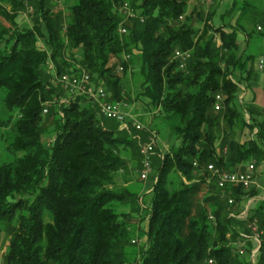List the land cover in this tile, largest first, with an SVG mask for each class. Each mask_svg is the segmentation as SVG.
Segmentation results:
<instances>
[{"label":"trees","instance_id":"trees-1","mask_svg":"<svg viewBox=\"0 0 264 264\" xmlns=\"http://www.w3.org/2000/svg\"><path fill=\"white\" fill-rule=\"evenodd\" d=\"M65 3L67 15L56 9L55 0H0V17L10 24H0V90L9 113L0 127L10 130L6 149L12 155L0 165V231L10 234L4 264H131L136 254L137 264H232L231 240L240 229L252 236L248 224L260 220L262 209L247 220L237 218L241 204L256 193L223 192L208 166L237 172L246 164H264V121L248 123L235 106L239 87L231 75L245 69L235 33L214 28L211 16L195 20L186 0ZM126 3L137 17L124 21L119 8ZM24 12L31 14V29L17 25ZM123 23L127 35L119 31ZM178 50L192 52L185 69L174 58ZM138 65L142 96L161 109L179 142L173 153L157 159L149 207L140 203L136 185L117 182L120 174L131 178L133 136L119 124L108 128L98 104L82 106L85 98H68L55 83L63 75L88 73L106 86L108 102L123 103L117 70L122 66L124 75L130 71L135 79ZM217 95L223 97L219 112ZM55 98L67 102L44 114ZM223 125L230 133L239 127L257 133L245 144L225 136L227 152L218 156ZM50 127L54 140L47 143ZM126 205L130 213L120 211ZM144 210L147 228L132 233L128 221ZM144 236L140 250H132V238ZM260 238L257 264H264Z\"/></svg>","mask_w":264,"mask_h":264},{"label":"crops","instance_id":"crops-1","mask_svg":"<svg viewBox=\"0 0 264 264\" xmlns=\"http://www.w3.org/2000/svg\"><path fill=\"white\" fill-rule=\"evenodd\" d=\"M211 6L204 7L206 18L211 16L210 24L216 28H223V30L232 34L235 33L237 38V50L236 54L242 63H245L242 66L241 70L233 71L234 75H231L233 81L239 87V94L235 102V106L243 112L245 120L249 123L251 119L260 121L264 117V0H221L218 2L211 1ZM19 28L21 29H31L33 27L32 17L30 18L27 14L22 13L19 17ZM0 24L8 27L4 22ZM202 28V25H201ZM216 40L219 41V37L216 35ZM40 46H44L43 42L39 43ZM78 52V51H77ZM262 62V63H261ZM96 84V83H95ZM85 98L82 106H88L91 102L95 103L94 100L90 98ZM135 113L134 118L141 119L143 121L144 130L143 135L135 136L136 144L131 151V154L134 156L133 163L130 162L128 167L131 169V178L125 180L120 174L117 178L119 186L122 187H131L138 183L143 184L144 182L140 180V172L142 170V159L140 156V142H143L142 139L149 140L152 136L156 137L157 147L161 151V155L156 153L153 159L157 161L158 157L163 159V154L173 153L175 148L179 145L178 141L175 142L174 135L170 132L169 134L157 132L153 129L148 128V123L151 122V115L149 117L143 116L137 113V110L134 108L131 109V113ZM133 116V115H132ZM158 116V115H156ZM140 123L139 121H137ZM141 124V123H140ZM121 127V126H120ZM132 129V128H131ZM243 129V128H241ZM121 131L122 128L120 129ZM133 131V129L131 130ZM127 132V131H126ZM257 133V129L254 130V133H251L250 129L247 127L244 130H239L236 133L234 140L240 144H245L254 138V135ZM133 135V133H129ZM168 139H165V137ZM224 136L222 135L216 144V154L221 156L227 152V147L223 145ZM169 142L168 144L166 142ZM163 147H166L163 151ZM130 157V155L128 156ZM129 163V162H128ZM140 165V167H139ZM250 164H246L240 168L239 171H245ZM129 168V170H130ZM140 168V169H138ZM139 170V171H138ZM138 172V173H137ZM155 170L152 174L155 175ZM187 185L192 182H189L186 178L182 179ZM143 183H141V182ZM214 183V182H213ZM212 183V184H213ZM217 184V180H215ZM148 184V183H147ZM143 184V187L139 191L140 203L147 204L150 206L151 197L149 194L152 192L153 188L150 189V186ZM209 185H211L209 183ZM135 186V187H136ZM213 186V185H212ZM212 188V187H211ZM213 189V188H212ZM250 192L256 193V196L250 199H245L241 204V213L240 217L243 215L245 218L252 217L255 213H259L258 210L262 209L261 215H259V221L255 219L253 224H248V228L254 227V230H262L259 232V236L264 238V164L262 166H257L254 173V184L249 190ZM247 191V192H249ZM211 191L210 193H212ZM145 201L147 203H145ZM247 204V205H246ZM124 213H130L129 206H123L121 210ZM242 214V215H241ZM233 216V215H231ZM243 218V217H241ZM244 218V220H246ZM142 221V220H140ZM148 223L144 224L138 223L135 231V234L140 233L143 229L147 228ZM250 226V227H249ZM245 229H243L244 232ZM253 229V235L246 236L244 233H239L242 236L237 243L234 244V249L239 250L243 249L244 254L242 259L248 264H257L260 250L262 247V239L256 237V233ZM260 239V240H259ZM241 252V251H240ZM239 252V253H240Z\"/></svg>","mask_w":264,"mask_h":264},{"label":"rangeland","instance_id":"rangeland-1","mask_svg":"<svg viewBox=\"0 0 264 264\" xmlns=\"http://www.w3.org/2000/svg\"><path fill=\"white\" fill-rule=\"evenodd\" d=\"M187 1V5H188V14H193V18L195 20H197L199 22V20L201 19H206V12H205V9L204 7H207V6H211V1L210 0H186ZM66 0H55V3H56V9L58 10H62L63 12L66 11V15H67V6H66ZM121 9V8H119ZM120 11V10H119ZM25 14H27L30 18H31V14L28 12H24ZM0 22H4L7 26H10V24H8V22H6L2 17H0ZM19 23V19H17V25ZM197 24V23H196ZM199 23L196 25L198 26ZM201 27V25H199ZM19 27V25H18ZM77 52V51H76ZM76 54H80V53H76ZM126 55V54H125ZM79 60V58H77ZM122 59L125 60V56L123 55L122 56ZM192 59V58H191ZM190 61V60H189ZM76 67L79 68V64H76ZM133 72H135L137 75H139L140 73V66L138 65L137 66V69H135V71L133 70ZM117 76H119V78H121L123 81H122V86L125 90V93H124V100H123V103L126 104L128 107V111L131 115H133V117H136L135 116V113H131V109L134 108V110H137V113L138 114H141L143 116H147L149 117L150 115L152 116L151 118V122H149L148 124V128L150 129H153L157 132H161L162 135H163V132L167 134H169L168 132H170V121L165 119L164 118V114L162 113L161 109L159 110H156L154 109L153 107L149 106L147 103L149 102L147 100L146 97H143L142 96V80H139L138 77H141L140 75L139 76H136L137 78H132L131 76V72L129 71V73H127L126 75H124V72L120 70V68L117 70ZM138 79V80H137ZM95 82V81H94ZM96 83V82H95ZM100 85H103V87L106 89V86L104 84H100ZM60 87V86H59ZM107 90V89H106ZM4 96H5V91L3 90H0V119L1 120H4L7 119L9 117V113L5 110L4 108ZM67 98V97H66ZM66 98H63L64 100H66ZM67 101V100H66ZM50 109V108H49ZM220 111V110H219ZM219 111H216V112H219ZM158 115V116H156ZM138 120H136V118H134V120L136 121H139L141 124H143V121L139 118H137ZM105 124L108 128H112V129H115L117 126H115L116 124L118 125L119 123L116 122V121H113V120H109V119H105ZM120 126V124H119ZM50 134L52 135H49V134H46L44 139L45 141L48 143L50 141H53L54 140V135L52 133L53 131V127H50L48 128ZM121 129V127H119V130ZM239 130H244L241 129V127H239L238 129H234L231 133L229 132V129L227 128L226 125H223L222 127V135L225 137L227 136V140L228 141H231L232 139H234L236 137V133L237 131ZM131 133H133V138H135V136L137 135H143V132L139 133L138 131L136 133H134L133 131H130ZM10 138H11V135H10V130L8 129H3L0 127V165L4 162H9L12 160V155H10L8 152H7V149L6 147L8 146L7 144L9 143L8 141H10ZM53 138V139H51ZM165 139H168V137L166 136ZM225 139V138H224ZM143 143H146V141L148 140H145L144 138L142 139ZM177 140L175 139V142ZM167 144L169 143L168 141L166 142ZM158 146V145H157ZM156 146V153L159 152V148ZM159 149V150H158ZM163 151H165L166 147H163L162 148ZM161 152V151H160ZM156 162L155 159H153V171L155 170V175L154 174H151V176L149 177L148 181L146 182H141L143 184H147L148 186H150V189H152L156 183ZM132 163H133V160H132ZM262 166V165H260ZM140 167V165H139ZM256 167V165H255ZM141 168V167H140ZM138 168V169H140ZM132 168H130V171H131ZM243 170V168H242ZM128 171H129V168H128ZM139 171V170H138ZM138 173V172H137ZM127 174V173H126ZM171 179H175V177L172 175L171 176ZM126 180V178H125ZM176 181V180H175ZM143 184H140L138 183L136 188L140 191L141 188L143 187ZM211 191L212 188H211ZM152 195V192L149 194V197H151ZM201 200V196L199 198V202ZM145 203H147L145 201ZM234 204V201L233 203H229V205H233ZM197 202L195 203V209L197 208ZM247 205V204H246ZM229 208V207H228ZM235 207H230V216L233 215L234 216V209ZM129 210L132 211L129 207ZM120 211H123L120 210ZM149 212V211H148ZM147 210H144V211H141V213L139 214H135L133 215V217L130 218V221H128L131 225H130V228H131V231L132 233L133 232H137L135 231V228L137 226L138 223H141V224H144V222H147L148 218H149V214H148ZM242 215V214H241ZM231 216V217H233ZM243 217V218H241ZM240 217V215L237 217L239 219H242L244 220V216L242 215ZM247 220V218H245ZM142 220V221H140ZM148 223V222H147ZM250 227V226H249ZM248 228V227H247ZM249 229V228H248ZM251 229L254 230V227L252 226ZM250 230V229H249ZM241 233H244L246 234L247 232H243L242 229H240ZM262 230H254V232L258 235H256L257 238H259V232H261ZM249 234H246V236H248ZM242 236H238V238H236V240H231V244H230V248L232 249V256H233V261H232V264H239V262H244V260L241 258L243 254L240 255V251H244L243 249H234V244L235 242L237 243V241L241 238ZM260 240V239H259ZM147 241L146 237L144 236L142 239H139L138 237H133L132 238V241H131V249L132 250H136V251H139L140 250V246L145 244V242ZM9 244H10V234H9V231L6 232L4 230L0 231V264H4L5 262V256H6V252L8 250V247H9ZM140 259V255H133L131 256L130 258V262L131 264H137V262L139 261ZM208 263V262H207Z\"/></svg>","mask_w":264,"mask_h":264},{"label":"built area","instance_id":"built-area-1","mask_svg":"<svg viewBox=\"0 0 264 264\" xmlns=\"http://www.w3.org/2000/svg\"><path fill=\"white\" fill-rule=\"evenodd\" d=\"M120 14L123 16L124 21L137 17V12H135L127 3L121 7ZM182 19L183 18L181 17L180 20ZM119 31L122 35L128 34V30L124 28V23L120 25ZM174 58L180 64V69H185L187 63L192 58V52L178 50L176 51ZM129 59L130 56H125L126 61ZM50 69L53 70V65H50ZM120 70L123 71L124 68L120 66ZM56 81V85L60 86L67 93L68 98L87 97L94 100L99 106V118L118 122L122 130L127 131L128 133H131L130 131L132 129L140 132L144 130V126L134 120V117L129 113L127 108L128 106L126 104L122 102H108L107 90L103 87V85L95 84L88 73H82L78 76L63 75L56 78ZM66 100H59L60 102L58 103L57 98H55L53 101L48 102L46 104L44 114L48 113L49 108L66 103ZM222 103L223 97L221 95H217L214 105L216 111L221 110ZM262 121H264V117ZM156 146L157 141L155 136H152L148 141H146V143L140 142V155L142 157L143 167L140 172V180L143 182L148 181L153 172V157L156 154ZM194 165L197 166V164ZM255 170V163L250 164L245 171L239 172H224L217 169L214 165L208 166V171L211 172L213 177L217 179L218 188L223 192L227 188H243L246 192L249 191L254 184ZM229 203H233V200L230 199ZM211 220H213V216H211ZM241 254H244V252L241 251L240 255ZM208 264H213V261L210 260Z\"/></svg>","mask_w":264,"mask_h":264},{"label":"bare ground","instance_id":"bare-ground-1","mask_svg":"<svg viewBox=\"0 0 264 264\" xmlns=\"http://www.w3.org/2000/svg\"><path fill=\"white\" fill-rule=\"evenodd\" d=\"M210 219H211V216H210ZM213 220H214V218H213Z\"/></svg>","mask_w":264,"mask_h":264}]
</instances>
